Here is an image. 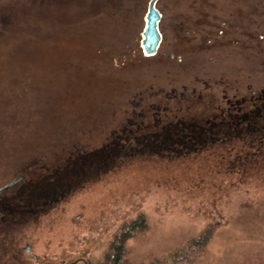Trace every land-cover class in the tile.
I'll return each instance as SVG.
<instances>
[{"label":"rangeland","instance_id":"rangeland-1","mask_svg":"<svg viewBox=\"0 0 264 264\" xmlns=\"http://www.w3.org/2000/svg\"><path fill=\"white\" fill-rule=\"evenodd\" d=\"M148 2L0 0V264H264V0Z\"/></svg>","mask_w":264,"mask_h":264},{"label":"water","instance_id":"water-1","mask_svg":"<svg viewBox=\"0 0 264 264\" xmlns=\"http://www.w3.org/2000/svg\"><path fill=\"white\" fill-rule=\"evenodd\" d=\"M158 0H149L147 5L146 14L144 17V28L141 33L140 47L143 54L147 57L156 54L159 44L161 42V34L158 29V23L160 20V13L156 9V3ZM23 180V176H19L11 182L0 187V195L4 192H8L17 186ZM30 248L27 246L24 248V252H29Z\"/></svg>","mask_w":264,"mask_h":264},{"label":"flooded vegetation","instance_id":"flooded-vegetation-1","mask_svg":"<svg viewBox=\"0 0 264 264\" xmlns=\"http://www.w3.org/2000/svg\"><path fill=\"white\" fill-rule=\"evenodd\" d=\"M23 179H24V177H23ZM4 193H6V192H4ZM4 193H2L0 195V233H2V231H5L7 229V226L9 225V223L10 224L20 223V221L23 220L22 214H24L22 212H11V211L9 212L8 211V210H10V209H8V204H7L8 201L6 198H4L2 196ZM50 195H52V197H50ZM63 196H65V193H62L61 196L57 198V196H54L50 192L41 191L40 196L36 197V201H40V203L36 202V203H39V204H36V206H38V207L49 206L50 203H55L57 200L61 199ZM19 198H20V196H19ZM15 202H18V200H16ZM19 208H23V206L19 205ZM16 211H17V209H16ZM10 221H12V222H10ZM15 221H16V223H14ZM27 246L30 248L29 245H26L25 247H27ZM25 247H23V249H22L23 252H24ZM0 248H8V247H7V245L4 244V245H1ZM12 248H19V247L13 246ZM24 253H27V252H24ZM18 256H21L20 252H18ZM32 258L34 260L37 259L35 256H33Z\"/></svg>","mask_w":264,"mask_h":264},{"label":"trees","instance_id":"trees-1","mask_svg":"<svg viewBox=\"0 0 264 264\" xmlns=\"http://www.w3.org/2000/svg\"><path fill=\"white\" fill-rule=\"evenodd\" d=\"M122 242L121 238L119 237L118 240L114 242L112 247L110 248V254L107 257V260L103 264H119L121 255H122Z\"/></svg>","mask_w":264,"mask_h":264}]
</instances>
